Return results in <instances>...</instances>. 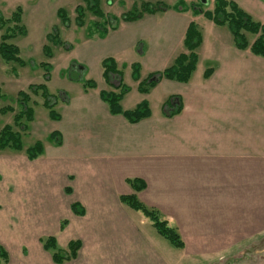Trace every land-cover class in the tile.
<instances>
[{
	"label": "crops",
	"instance_id": "crops-1",
	"mask_svg": "<svg viewBox=\"0 0 264 264\" xmlns=\"http://www.w3.org/2000/svg\"><path fill=\"white\" fill-rule=\"evenodd\" d=\"M232 1L254 20L264 22V0ZM180 11L181 8L179 13L166 9L145 13L136 20L120 19L104 35L95 36V40L90 37L93 41L110 38L111 44L117 43V35L112 34L118 26L127 24L128 34L134 28L142 30L139 35H130L127 43L119 38V52L104 53L100 64L103 59L112 58L120 73L118 54L124 55L130 41L135 45L143 39L150 42L151 51L163 48V44L165 48L159 56L157 51L148 53L146 60L150 63H145L144 74L139 64L140 79L163 70L185 51L183 39L191 21L181 18ZM199 16H196L198 20ZM159 17L163 21L160 28L156 24ZM208 21L213 28L219 26ZM223 32H215L207 41L201 35L196 49L200 57L187 82L162 78L147 93H141L137 89L138 81L133 80L140 95L147 98L130 101L126 98L127 90L120 106L122 110H131L132 106L146 101L150 113L138 122L131 123L122 114L112 113L100 97L101 90L119 91L121 78L116 73L109 74L117 77L113 78V88L101 89L97 96L92 95L93 89L84 88L76 99L61 100L56 121L60 123L64 142L61 132L53 131L55 137L49 133V138L54 140L53 148L43 146L41 153L45 148L52 154L48 161L55 175L58 173L54 167L64 162L63 175L68 178L64 193L69 200L63 208L67 219L65 229L69 232L65 249L73 240L81 245L75 258L63 262L177 264L175 254L143 228L152 225L151 221L120 200L121 195L132 193L177 229L184 242L181 258L218 254L264 231V58L254 55L249 48L236 47L230 31V35ZM27 33L26 30L24 36ZM121 36L124 40L128 38ZM81 41L90 42L84 36ZM201 59L212 61L213 65L201 71L197 67ZM0 60L3 62L1 57ZM73 67L77 68L76 64ZM77 69L83 74L86 71L82 67ZM207 69L210 75L204 77ZM16 77L12 74L5 79L16 81ZM69 79L80 80L73 76ZM44 80L47 82L49 76ZM0 89H4L2 80ZM154 92L158 93L155 110L148 100ZM169 97L174 104L171 108L165 107ZM36 107L31 106V127L37 124ZM175 107H180L177 112H173ZM42 176L32 179L26 175L18 179L42 185L49 179ZM128 179L142 181L144 188L135 191ZM51 200L44 205L43 213L58 209V203ZM73 204L81 207L79 213L73 212ZM164 253L170 257L165 258ZM8 261L10 264L9 256Z\"/></svg>",
	"mask_w": 264,
	"mask_h": 264
},
{
	"label": "rangeland",
	"instance_id": "rangeland-1",
	"mask_svg": "<svg viewBox=\"0 0 264 264\" xmlns=\"http://www.w3.org/2000/svg\"><path fill=\"white\" fill-rule=\"evenodd\" d=\"M207 4H202L199 0H101L100 7L104 11L105 16L98 19L94 17L90 12H86L84 17V25L79 27L74 20L76 5L84 3L81 0H0V13L4 17L10 16V14L16 9L21 8V23L26 27L27 35L21 37H15L13 42L20 48V55L25 61L24 66H19L17 63H5L6 61L0 60V65L3 70L0 72V81H3L4 89H1L2 93L8 99H0V108L5 105H11L14 109L13 112H0V127L4 125H12V127L19 131L21 135V150H14L12 148H5L0 150V246L7 252L10 264H54L51 260L53 249H45L43 243L48 237H53L56 242V250L63 252L65 250V239L69 232L65 229L66 216L63 210L65 202L69 200V197L64 193V188L67 186L66 182L68 178L65 177V165L59 164L54 167V171L58 173L55 175L50 169L49 159L52 154L46 151L44 148L43 153H40L34 160H25L27 158L26 149L32 146L35 142L42 143V146L49 148L54 144V140L50 139L49 133L53 131H60V123L52 119L49 114V110L43 105V98L38 90L36 93L31 91L27 85H37L38 83L44 84L49 93V101L53 105V110L56 114L61 111V100L64 97L76 99L78 94L85 89L91 90L92 95L98 94L101 89L109 90L113 88V78L109 75L105 77L102 75L103 70L100 64V57L107 52L118 50L119 38H122V42L127 43L131 40L130 35H139L142 30L134 28L132 32L127 33L128 25L118 26V30L112 35H117V43L114 41L109 44V39L106 41H96L95 36H99V32L102 27L110 28L116 23L122 14L138 10L140 11V5L142 2H147L149 5H166L173 13H179L181 18L194 22L205 40L210 35H215V32L219 31L226 35H230L226 26H217L213 28L210 26L209 21L203 16H199L196 8L201 7L203 10H209L213 7V0H207ZM63 8L66 15V20L61 23L57 10ZM187 10V12L185 11ZM159 12H162L159 10ZM157 12V13H159ZM190 15V16H189ZM199 16V20L196 18ZM164 18V17H163ZM99 23L94 24V21ZM117 22V23H118ZM108 23V24H106ZM163 21L158 18L156 24L160 28ZM153 25L155 23H152ZM169 26H172L169 24ZM219 27V28H218ZM52 31L55 35H58L63 44H55L54 42L46 38L48 33ZM1 32V31H0ZM53 33V32H52ZM94 34V35H93ZM144 34V33H143ZM121 35L127 37L125 40ZM89 39V43L81 41L83 39ZM94 38L93 40L90 39ZM251 41L252 35H247ZM124 40V41H123ZM93 42V43H92ZM95 42V43H94ZM47 45L50 53L46 56L43 51V46ZM150 42L142 39L135 45L131 41L127 44V50L124 55H119L118 69L120 70V78L123 85L128 90L127 99L130 101H140L147 98L142 97V94L137 91L134 86L133 78H131L132 63H138L142 66L141 73L147 72V66L150 61H147L148 53L152 50ZM163 48H153L152 53H156L157 56L161 55L164 51ZM156 55L153 56V60L156 61ZM112 56V55H111ZM200 57V54L197 55ZM198 62V61H197ZM40 63H47L41 65ZM79 65L86 71L83 72L73 65ZM213 65L212 61L201 59L197 65L200 70H204L208 66ZM46 68V69H45ZM12 70H15L12 72ZM39 71V75L36 72ZM47 71L49 72L47 75ZM46 72V73H45ZM16 74L18 80L11 81L5 79L6 76H12ZM44 74L49 76V80H44ZM78 78L82 80H72ZM86 81H92L94 86L91 88L86 85ZM46 82V83H45ZM3 88V87H1ZM23 88L28 95V106H37V124L31 127L30 122H27L24 118L19 120L20 124H16L13 121L14 113L18 112L20 106L16 104V91ZM158 93L154 92L152 97L148 100L153 106V110L156 108V101ZM124 98V99H126ZM122 106L125 103L121 101ZM173 101L170 99L165 104V107H172ZM132 106V105H131ZM131 108H134L133 106ZM36 117V118H37ZM22 124V125H21ZM66 124L65 122L63 123ZM26 125V128H21ZM61 132V131H60ZM64 142V134L61 132ZM58 137H61L58 135ZM42 165V166H40ZM39 174H43L42 177H49L46 183L42 185L36 182L27 183L19 181V176L25 177L30 175L32 179L36 178ZM35 187V188H34ZM34 188V189H33ZM52 199L58 203V209L55 211L45 212L44 205L48 199ZM139 215H143L139 212ZM149 219V218H147ZM143 228L152 235L154 240L165 245L172 254H175L173 258L176 259L177 264H264V231L256 235L255 237L245 241L243 244L229 249L227 251L208 255V256H196V257H183L181 249L172 246L168 240L160 236L156 229L152 225L143 226ZM165 258H169L170 255L164 253ZM1 262H3L1 260ZM9 264V261H8ZM56 264V263H55ZM62 264H69L62 262Z\"/></svg>",
	"mask_w": 264,
	"mask_h": 264
},
{
	"label": "trees",
	"instance_id": "trees-1",
	"mask_svg": "<svg viewBox=\"0 0 264 264\" xmlns=\"http://www.w3.org/2000/svg\"><path fill=\"white\" fill-rule=\"evenodd\" d=\"M84 5L78 4L74 8L75 17L74 20L76 25L81 27L84 25V17L86 12H90L94 17L100 19L105 16L104 11L100 7L101 0H81ZM168 9L166 5H149L147 2H142L140 5V11L134 10L129 11L121 15L118 20L130 21L136 20L142 17L143 14H153L159 10L163 11ZM196 12L202 14L206 19L212 21L215 25H225L232 37L236 47L240 49L249 48V50L254 54L264 58V22H258L254 20L251 15L244 11L240 6H238L232 0H213V7L209 10H203L201 7L196 8ZM65 10L59 8L57 10V15L59 16L61 23L64 24L66 20ZM117 22V19H116ZM99 23L94 21V24ZM108 24V23H106ZM114 26H110L112 28ZM0 57L5 63H17L19 66H24L25 61L20 55V49L14 44L13 39L20 34L24 36L26 30L24 25L21 23V8L16 7V9L10 14L9 17L4 18L0 13ZM107 31V26L102 27L100 30V35H104ZM53 32V33H52ZM46 35L48 41L55 44H63L58 35L52 31ZM247 35H252L253 39L250 41ZM201 43V32L198 26L194 22H190L187 26L185 36L183 39V46L185 51L180 52L172 61L170 65L161 71L149 73L145 78L140 79V65L138 63L131 64V77L133 80L138 81L137 89L141 93H147L156 83L162 79H169L179 82H187L195 70L197 64V53L196 49ZM53 44V43H52ZM49 48L47 45L43 46V51L46 56H49ZM45 65L47 63H40ZM103 74L108 77L111 73H116L120 76L118 70L116 69L115 61L112 58H105L102 61ZM46 69V68H45ZM210 75V69L205 70L204 77ZM46 77V74H44ZM156 77L157 79H152ZM89 87H93L94 83L92 81H86ZM28 88L36 93L40 91V95L43 98V105L49 110V116L57 120L58 115L53 110V105L49 101V93L44 84L29 85ZM119 91H100V97L105 101L112 113L122 114L129 122L135 123L140 119L145 118L149 115L150 110L148 103L146 101H141L136 105L135 108L131 110H122L120 106V100L123 94L127 91L126 87L120 80L117 86ZM0 99H8L0 89ZM171 97L168 98L169 101ZM10 100V98L8 99ZM28 95L25 91H18L16 94L15 102L20 106L18 112L14 113L13 121L16 124H20L19 120L23 118L29 122L33 117V110L28 106ZM167 103V102H166ZM180 107H175L173 112H177ZM14 109L11 105H5L0 108L1 113L13 112ZM22 125V124H21ZM21 128L25 129L21 126ZM53 137L56 134L51 133ZM5 148H12L14 150H21V135L19 131L15 130L12 125H4L0 127V150ZM43 146L40 142H35L32 146L26 149L27 158L33 159L37 157L42 152ZM127 183L135 190L140 191L144 188L142 181L137 179H128ZM120 200L128 205L129 207L141 211L152 223V226L156 229L157 233L168 240V242L175 248L182 249L184 247V242L179 235L176 228L171 227L167 224L164 219L160 218L158 211L154 208L148 207L142 203L136 196L135 193L128 195H121ZM72 210L75 213L81 211V207L77 204L72 205ZM80 242L78 240L70 241L67 244L66 249L63 252L56 250V242L53 237H48L43 243L45 249H53L52 260L55 263H61L65 260H70L75 258L77 251L80 248ZM1 260L3 262H1ZM8 261L7 252L0 246V264H5Z\"/></svg>",
	"mask_w": 264,
	"mask_h": 264
},
{
	"label": "water",
	"instance_id": "water-1",
	"mask_svg": "<svg viewBox=\"0 0 264 264\" xmlns=\"http://www.w3.org/2000/svg\"><path fill=\"white\" fill-rule=\"evenodd\" d=\"M199 2L202 3V4H207V3H208L207 0H199ZM76 67H77V68H80L79 65H76ZM152 79H157V78H156V77H152Z\"/></svg>",
	"mask_w": 264,
	"mask_h": 264
},
{
	"label": "flooded vegetation",
	"instance_id": "flooded-vegetation-1",
	"mask_svg": "<svg viewBox=\"0 0 264 264\" xmlns=\"http://www.w3.org/2000/svg\"><path fill=\"white\" fill-rule=\"evenodd\" d=\"M75 66V65H74Z\"/></svg>",
	"mask_w": 264,
	"mask_h": 264
}]
</instances>
